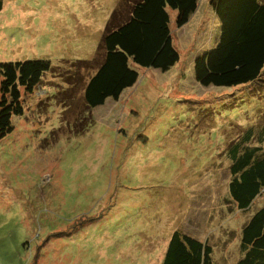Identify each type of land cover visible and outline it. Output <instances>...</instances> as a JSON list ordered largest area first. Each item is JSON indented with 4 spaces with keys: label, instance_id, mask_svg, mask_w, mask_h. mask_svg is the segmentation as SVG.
I'll return each instance as SVG.
<instances>
[{
    "label": "rangeland",
    "instance_id": "obj_1",
    "mask_svg": "<svg viewBox=\"0 0 264 264\" xmlns=\"http://www.w3.org/2000/svg\"><path fill=\"white\" fill-rule=\"evenodd\" d=\"M120 1L3 0L0 63L51 69L22 94L24 114L0 140V264H162L175 231L212 246L215 264L240 260L241 231L264 191L237 209L226 148L250 128L254 145L264 134V74L240 90L196 81L195 58L221 35L201 0L181 29L171 12L178 64L140 70L119 101L89 110L83 92L95 70L81 63L101 54Z\"/></svg>",
    "mask_w": 264,
    "mask_h": 264
},
{
    "label": "trees",
    "instance_id": "obj_2",
    "mask_svg": "<svg viewBox=\"0 0 264 264\" xmlns=\"http://www.w3.org/2000/svg\"><path fill=\"white\" fill-rule=\"evenodd\" d=\"M221 24L218 44L194 60L196 81L204 87L240 90L260 81L264 74V3L260 0H208ZM200 0H121L107 23L101 54L84 62L95 70L84 89V103L93 111L108 99L119 101L140 79V70L168 72L181 61L172 33L187 25ZM3 0H0V12ZM206 24L200 27L204 31ZM194 42L188 56L196 52ZM51 69L46 60L0 63V140L11 134L13 118L24 114L22 94H32ZM241 101L240 103H242ZM94 123V122H93ZM84 131V130H83ZM81 134H84V132ZM248 129L226 148L230 160L228 194L238 210L248 211L264 191V134ZM237 264H264V207L241 231ZM212 246L175 231L162 264H215Z\"/></svg>",
    "mask_w": 264,
    "mask_h": 264
},
{
    "label": "crops",
    "instance_id": "obj_3",
    "mask_svg": "<svg viewBox=\"0 0 264 264\" xmlns=\"http://www.w3.org/2000/svg\"><path fill=\"white\" fill-rule=\"evenodd\" d=\"M200 3H201V0H200ZM200 10V5H199V9H198V11ZM198 11L195 13V14H197L198 13ZM212 11H213V9H212ZM214 12V11H213ZM215 13V12H214ZM195 14H193V15H195ZM199 14V13H198ZM192 15V16H193Z\"/></svg>",
    "mask_w": 264,
    "mask_h": 264
}]
</instances>
